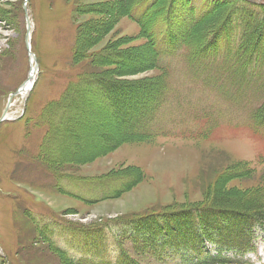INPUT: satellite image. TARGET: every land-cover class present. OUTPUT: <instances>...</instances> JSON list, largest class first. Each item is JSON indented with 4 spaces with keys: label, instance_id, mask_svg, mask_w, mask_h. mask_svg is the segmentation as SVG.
<instances>
[{
    "label": "rangeland",
    "instance_id": "374dc122",
    "mask_svg": "<svg viewBox=\"0 0 264 264\" xmlns=\"http://www.w3.org/2000/svg\"><path fill=\"white\" fill-rule=\"evenodd\" d=\"M140 2L0 0V118L38 66L33 90L12 98L0 124V264H100L109 248L81 240L106 232L137 264H220L206 259L204 248L215 247L162 248L156 231L188 229L184 208L246 201L264 220V12L243 0H148L143 32L127 13ZM147 33L158 43L170 35L187 59L195 53L210 65L202 48L223 35L212 48L229 47L206 55L245 70L219 76L177 53L153 68ZM137 111L146 135L126 140ZM252 241L256 254L224 263L264 264V231L253 230Z\"/></svg>",
    "mask_w": 264,
    "mask_h": 264
},
{
    "label": "trees",
    "instance_id": "16d2710c",
    "mask_svg": "<svg viewBox=\"0 0 264 264\" xmlns=\"http://www.w3.org/2000/svg\"><path fill=\"white\" fill-rule=\"evenodd\" d=\"M140 3L134 4L130 10L127 12L129 15V18L136 22L138 25H142L143 28V32H147L146 30V26L145 25V21L147 16L149 15V11H151V7L147 6V2L148 0H140ZM242 3H244L248 8L251 7L249 5V3L243 1ZM147 6V7H146ZM146 7V9H142ZM264 6H259L258 8L260 9V11L264 12ZM144 10V11H143ZM141 12V16H137V13ZM143 14V17H142ZM248 22V21H247ZM264 26L262 25V23L257 24V27H261ZM196 31V30H195ZM169 32V28H165L164 29V34H167ZM195 35V32H194ZM147 37H148V42H149V47L151 48V58H152V67L156 68L157 67V60L155 63V58H159V55H162L163 53H169L170 51H176V50H182L183 45L180 42L175 43L174 41L172 42L170 35L166 36L163 40L161 39L160 43H158L153 35H149V33H147ZM224 36L220 35L218 37L213 38L212 40H208L207 43L203 46L202 51L206 52V51H212L215 50L212 48V45L214 43H216L217 41H219L220 39H222ZM261 39L257 40L256 46L254 48H258V42ZM183 41L185 42V38L183 39ZM248 43V39L246 38L245 40H240L239 43L237 44L238 46V50L239 53H243L246 50V46ZM196 52V49H195ZM187 59V57H186ZM189 59H187L188 61ZM118 61V60H116ZM195 62L201 63L199 58H197L196 54L193 53L192 54V64H194ZM158 85V84H157ZM150 98V97H149ZM126 99V98H125ZM124 101V98L122 99ZM119 101V99H118ZM147 100H145L146 102ZM147 103V102H146ZM147 107V106H146ZM144 108V107H143ZM141 109V108H140ZM114 111V109H112ZM137 112L134 113V121L131 123L132 125V130L128 133H132L131 136H128V133L124 134L123 136L126 138V140L129 138L132 139H140L142 137H144L146 135L142 124L140 123V114H137ZM119 117V116H118ZM121 120V119H120ZM120 139L122 140V138L120 137ZM116 143V142H115ZM119 194V193H118ZM223 200V199H222ZM242 203V206H214L211 205L210 208H206V209H199L197 210V208H193L190 209V211H188L187 213L184 211V209H182L183 213H180L178 215L180 216H188V220L190 222L189 228L188 229H183V225H185L186 223H184L182 226L181 224H177L176 226H174L171 229H166L164 228V230H158L156 231L158 238L162 237L163 240L160 242V245L162 248H172V249H182V246H184V248H186V250H189L191 252L196 251V244L197 242L201 241L202 238H208V239H212L216 242H218L217 239H215V236H220L222 241L229 245V246H238L237 248L239 249V252H244L242 248V246L244 245V236L242 234V232L245 230V226H252L254 223H259L261 222L264 225V220L256 217L255 215L250 214L251 210H254L250 207V205H248L247 201L246 202H238ZM217 207H225L227 208V212L226 214H234V212H236V217L234 220H236L235 225H233V229L234 231V235L236 236V231L237 234H239L237 237L232 238V232L231 230L228 228H222V226H210L207 222V220L209 218H217L218 217V213H223L220 210L223 209H215ZM214 208V209H213ZM241 209V210H240ZM198 211V212H197ZM204 211V213H203ZM254 211H259V210H254ZM218 212V213H216ZM261 212V211H259ZM238 222H240V224H238ZM162 234H164L163 236H161ZM169 236H171L172 238H174L176 240V244L173 243H169L168 241H166V238ZM94 236V239H93ZM100 236V235H99ZM85 240H91L92 239V243L97 241L98 236L97 235H92V236H86L83 237Z\"/></svg>",
    "mask_w": 264,
    "mask_h": 264
},
{
    "label": "water",
    "instance_id": "95a60500",
    "mask_svg": "<svg viewBox=\"0 0 264 264\" xmlns=\"http://www.w3.org/2000/svg\"><path fill=\"white\" fill-rule=\"evenodd\" d=\"M25 13H26V20H27L26 48H27L29 54L31 55V58H32V59H35V55L31 52V43H30V36H31V30H30V29H31V24H30V22H29V17H28V14H27L26 3H25ZM37 68H38L37 65L33 68V72H34V73L37 72ZM29 79L33 81V82H32V86H31V90H32V88L34 87L35 82H36V78L34 79V74H33V73L29 75L28 80H29ZM25 84H26V82H25V83H24V84H23V85L17 90L16 93H13V94L10 96L9 101H8V104H7V107H6L4 113L2 114V116H1V118H0V123H2V121H4L5 118L7 117L8 110H9V108H10L11 105H12V98L15 97V96H17V95H19V94H21V92L23 91V88H24Z\"/></svg>",
    "mask_w": 264,
    "mask_h": 264
},
{
    "label": "bare ground",
    "instance_id": "6f19581e",
    "mask_svg": "<svg viewBox=\"0 0 264 264\" xmlns=\"http://www.w3.org/2000/svg\"><path fill=\"white\" fill-rule=\"evenodd\" d=\"M200 27H201V26H200ZM200 27H199V28H200ZM199 28H198V30H197V32H196L197 34H198V31H199ZM31 73L34 74V79H35V78H36V77H35V74H36V73H34V72H32V71H31ZM32 82H33V81L30 80V79L26 81V84H25V86H24V88H23V91L21 92V95H22L23 97L27 96V95L30 93V89H31V86H32ZM105 131H107V130H105ZM104 147H105V146H104ZM101 149H103V147H102ZM104 149H106V148H104Z\"/></svg>",
    "mask_w": 264,
    "mask_h": 264
}]
</instances>
